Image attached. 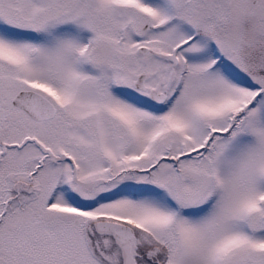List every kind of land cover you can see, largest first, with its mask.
I'll return each mask as SVG.
<instances>
[{
	"label": "snow or ice",
	"instance_id": "1",
	"mask_svg": "<svg viewBox=\"0 0 264 264\" xmlns=\"http://www.w3.org/2000/svg\"><path fill=\"white\" fill-rule=\"evenodd\" d=\"M0 264H264V0H0Z\"/></svg>",
	"mask_w": 264,
	"mask_h": 264
}]
</instances>
